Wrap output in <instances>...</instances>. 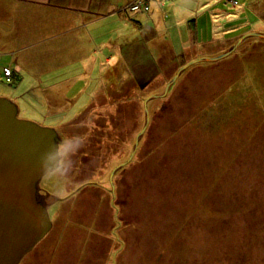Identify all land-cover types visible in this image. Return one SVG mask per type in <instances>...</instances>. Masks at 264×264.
<instances>
[{
  "label": "rangeland",
  "instance_id": "rangeland-1",
  "mask_svg": "<svg viewBox=\"0 0 264 264\" xmlns=\"http://www.w3.org/2000/svg\"><path fill=\"white\" fill-rule=\"evenodd\" d=\"M114 3L0 41V97L62 141L39 181L51 228L19 264H264V38L245 37L264 34V0Z\"/></svg>",
  "mask_w": 264,
  "mask_h": 264
},
{
  "label": "water",
  "instance_id": "water-1",
  "mask_svg": "<svg viewBox=\"0 0 264 264\" xmlns=\"http://www.w3.org/2000/svg\"><path fill=\"white\" fill-rule=\"evenodd\" d=\"M249 36L264 38V34L255 32L245 37ZM245 37L221 55L196 62L225 57ZM189 64L178 68L163 92L153 96L163 97ZM147 100L144 101L145 124L142 130L148 121ZM61 142L53 127L18 118L17 105L0 97V264H19L51 228L48 206L55 196L41 194L39 181L58 167Z\"/></svg>",
  "mask_w": 264,
  "mask_h": 264
},
{
  "label": "crops",
  "instance_id": "crops-1",
  "mask_svg": "<svg viewBox=\"0 0 264 264\" xmlns=\"http://www.w3.org/2000/svg\"><path fill=\"white\" fill-rule=\"evenodd\" d=\"M32 1V0H30ZM103 1V0H102ZM100 0H97L95 4V10L89 9V11L85 8H60L59 10L68 12H80V13H88L90 12V15L85 16L83 19V14H80L81 17V23L87 24L91 21H94L99 18L109 17L117 13L118 9H120L123 5H116L118 3H114V0H105L101 10H103V13L100 10L99 3ZM146 4L148 6V3L146 1ZM116 7V8H115ZM115 8V9H114ZM56 6H53L49 3L42 4H35V3H29L28 0H23L22 4H16V0H0V28H2V31L0 33V41L5 40V36L10 37L14 36L15 38H22L24 35H26L29 31L38 29H43L41 26L43 25H49L52 23V18L54 14L59 11ZM68 14H64L63 16H67ZM5 22V23H4ZM80 23V24H81ZM35 25H38V27L34 28ZM72 27H78V26H72ZM26 47V46H24ZM23 47V48H24ZM73 53H76V51H72ZM24 65L26 63L22 62ZM56 64V63H54ZM42 67L43 71L41 72L43 75L48 74L53 70H47V65H43ZM58 67V65H52V67ZM7 66H2L0 68V72L3 75V69ZM11 71V78L12 80L17 77V75L12 73ZM16 71V68L13 70V72ZM54 72V71H53ZM33 74H36L35 72H30ZM14 75V76H13ZM34 76V75H33ZM5 77V76H4ZM35 77V76H34ZM71 77V76H70ZM62 78L60 81L62 84H66L67 86L64 87V90H71L72 85L71 83L75 81L73 78ZM11 80V81H12ZM69 82V83H68ZM53 84H56L53 83ZM53 84L49 86V88H52ZM40 86L41 83H39ZM45 87H48L47 85ZM42 86V88H45Z\"/></svg>",
  "mask_w": 264,
  "mask_h": 264
},
{
  "label": "built area",
  "instance_id": "built-area-1",
  "mask_svg": "<svg viewBox=\"0 0 264 264\" xmlns=\"http://www.w3.org/2000/svg\"><path fill=\"white\" fill-rule=\"evenodd\" d=\"M141 4H142L141 1L134 2V3L130 4V8H131L132 10H137V9H139V7L141 6ZM5 72L8 73L7 70H5ZM5 72H4V74H5Z\"/></svg>",
  "mask_w": 264,
  "mask_h": 264
},
{
  "label": "flooded vegetation",
  "instance_id": "flooded-vegetation-1",
  "mask_svg": "<svg viewBox=\"0 0 264 264\" xmlns=\"http://www.w3.org/2000/svg\"><path fill=\"white\" fill-rule=\"evenodd\" d=\"M41 194H48L45 190H39Z\"/></svg>",
  "mask_w": 264,
  "mask_h": 264
},
{
  "label": "trees",
  "instance_id": "trees-1",
  "mask_svg": "<svg viewBox=\"0 0 264 264\" xmlns=\"http://www.w3.org/2000/svg\"><path fill=\"white\" fill-rule=\"evenodd\" d=\"M60 146V145H59Z\"/></svg>",
  "mask_w": 264,
  "mask_h": 264
}]
</instances>
